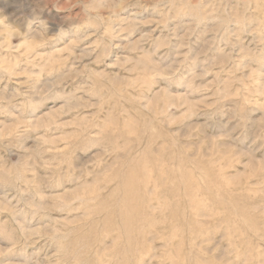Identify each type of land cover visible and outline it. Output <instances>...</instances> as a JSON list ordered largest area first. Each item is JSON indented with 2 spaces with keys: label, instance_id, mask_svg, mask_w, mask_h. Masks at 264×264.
Masks as SVG:
<instances>
[{
  "label": "rangeland",
  "instance_id": "1",
  "mask_svg": "<svg viewBox=\"0 0 264 264\" xmlns=\"http://www.w3.org/2000/svg\"><path fill=\"white\" fill-rule=\"evenodd\" d=\"M0 264H264V0H0Z\"/></svg>",
  "mask_w": 264,
  "mask_h": 264
}]
</instances>
